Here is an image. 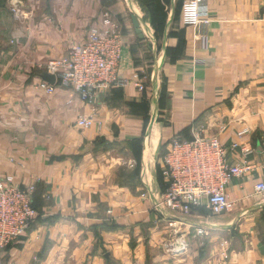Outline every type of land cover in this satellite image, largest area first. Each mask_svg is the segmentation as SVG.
Returning <instances> with one entry per match:
<instances>
[{"label": "crops", "instance_id": "obj_1", "mask_svg": "<svg viewBox=\"0 0 264 264\" xmlns=\"http://www.w3.org/2000/svg\"><path fill=\"white\" fill-rule=\"evenodd\" d=\"M21 1L17 19L0 0V177L34 185L37 214L25 240L0 249V264H264V194L255 192L264 183V0H207V45L182 24L180 0H160L162 33L139 0ZM106 14L125 44L119 76L142 70L146 89L129 83L85 102L39 88L40 65ZM196 136L218 138L232 164L245 156L248 171L227 185L230 211L169 212L190 239L186 258L171 261L157 257L173 235L153 208L165 189L161 161L174 137Z\"/></svg>", "mask_w": 264, "mask_h": 264}, {"label": "built area", "instance_id": "obj_2", "mask_svg": "<svg viewBox=\"0 0 264 264\" xmlns=\"http://www.w3.org/2000/svg\"><path fill=\"white\" fill-rule=\"evenodd\" d=\"M10 10L15 18H25L21 0H10ZM208 11L207 0L183 2V25L200 30L205 45L208 36L201 32V27L208 23ZM124 49L118 23L106 14L100 24L89 28L84 41L71 44L63 56L40 65L43 72L55 76L56 83L41 79L37 85L48 94L54 93L57 86L71 89L85 102H92L101 90L125 87L129 83L143 92L146 86L142 70L135 71L131 78L119 76ZM79 123L90 127L93 118H80ZM247 131L244 129L239 135ZM244 152L247 155L249 150ZM227 154L228 148L216 137L196 136L192 140L174 137L171 140L161 161L166 188L153 206L171 228L176 227V220L171 219L174 217L169 212L189 215L193 207H206L213 215H220L232 209L227 185L246 173L248 165L245 156L232 164ZM34 191V185L23 188L12 176L0 177V249L28 233L37 214L33 205ZM255 192L264 194V183L257 184ZM187 248L185 235L181 234L170 244L169 250L177 255Z\"/></svg>", "mask_w": 264, "mask_h": 264}, {"label": "trees", "instance_id": "obj_3", "mask_svg": "<svg viewBox=\"0 0 264 264\" xmlns=\"http://www.w3.org/2000/svg\"><path fill=\"white\" fill-rule=\"evenodd\" d=\"M139 1L141 2L142 6H144V8L146 9L152 25H154V27H156V32L158 31L159 33H162L164 31L165 15H164V12H163L164 10H163L162 4L160 3V0H139ZM183 2H184V0H182V1L180 0V2L178 4V8L179 7L181 8V13H182ZM178 138H180V137H178ZM160 176L164 180L161 169H160ZM164 184H165V181H164ZM165 188H166V184H165ZM33 205H34L35 209L37 210V208L35 206V198H33ZM33 224H34V222H33ZM33 224L30 227L29 231L33 227ZM29 231H28V233H29ZM14 242H20V240L17 239Z\"/></svg>", "mask_w": 264, "mask_h": 264}, {"label": "rangeland", "instance_id": "obj_4", "mask_svg": "<svg viewBox=\"0 0 264 264\" xmlns=\"http://www.w3.org/2000/svg\"><path fill=\"white\" fill-rule=\"evenodd\" d=\"M139 13H141V15H140V18L141 19H143V23H146L145 21H146V17H145V15L141 12V10L139 11ZM136 15V14H135ZM181 15H182V13H181ZM183 24V23H182ZM144 27V26H143ZM147 27H148V30L149 31H146L147 32V34L149 35V37H153V27H150L149 25H147ZM145 29H146V26L144 27ZM132 75H134V74H132ZM193 209V208H192ZM192 211V210H191ZM221 215V214H220ZM163 222H167V224H168V227L172 230V238H170L169 240H167V242H165V243H163L164 244V249H162V251H161V255L158 253L157 254V257L158 256H160L161 258L162 257H166V258H168V259H170L171 261L173 260V261H181L182 259H184V258H186V256H187V252H189V249H190V239H188V237L187 236H185V239H186V241H187V243H188V248H187V250H186V252H184V253H182V254H177V255H174L169 249H170V244L172 243V242H174L175 240H177L180 236H181V234H183L182 232H179V230H178V226H177V222H176V227L175 228H171L170 226H169V223H168V220H163ZM181 226H183V225H181ZM184 227V226H183ZM184 235V234H183ZM194 236L195 237H197V230L195 229V232H194ZM160 252V251H159ZM156 255V254H155ZM154 255V256H155ZM150 257H154V256H152V255H149Z\"/></svg>", "mask_w": 264, "mask_h": 264}, {"label": "water", "instance_id": "obj_5", "mask_svg": "<svg viewBox=\"0 0 264 264\" xmlns=\"http://www.w3.org/2000/svg\"><path fill=\"white\" fill-rule=\"evenodd\" d=\"M132 21H133V24L136 28V32H137L139 38H143L144 35H143L142 29H141V25H140V21L138 19V16L135 14H132ZM41 77L43 80L47 81L50 84L56 83L55 76L52 74H49L48 72H43ZM25 239H26V235H22L18 238V240H20V241L25 240Z\"/></svg>", "mask_w": 264, "mask_h": 264}]
</instances>
